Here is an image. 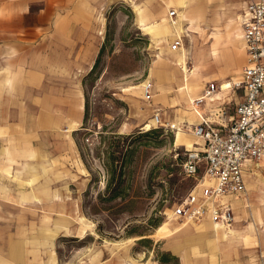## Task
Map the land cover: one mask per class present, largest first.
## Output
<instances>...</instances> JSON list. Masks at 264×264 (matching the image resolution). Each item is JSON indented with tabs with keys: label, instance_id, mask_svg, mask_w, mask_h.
Listing matches in <instances>:
<instances>
[{
	"label": "rangeland",
	"instance_id": "374dc122",
	"mask_svg": "<svg viewBox=\"0 0 264 264\" xmlns=\"http://www.w3.org/2000/svg\"><path fill=\"white\" fill-rule=\"evenodd\" d=\"M178 6L179 0H0V47H55L68 40L76 47L75 69L58 77L56 95L66 108L76 99L79 114L27 132L29 100H17L23 114L14 116L18 107L5 98L21 74L13 57L0 54V264H157L164 239L156 229L184 223L169 214L194 180L180 173L185 149L175 144L176 129L153 125L154 109L172 122L180 116L197 121L190 98L207 82L239 75L246 61L227 19H195L188 61L197 73L189 77L192 90L180 92L184 76L174 61L181 50L170 49L178 32L166 16ZM188 46L185 37L179 48ZM233 61L238 64L231 68ZM145 82L153 86L150 100L143 96ZM72 120L76 129L68 132ZM190 127L185 138L197 142ZM260 172L252 184L254 210L264 211ZM185 228L186 264H196L193 250L204 234L191 223Z\"/></svg>",
	"mask_w": 264,
	"mask_h": 264
},
{
	"label": "crops",
	"instance_id": "0c3cea01",
	"mask_svg": "<svg viewBox=\"0 0 264 264\" xmlns=\"http://www.w3.org/2000/svg\"><path fill=\"white\" fill-rule=\"evenodd\" d=\"M181 1H183V4ZM179 2L180 6L178 7L180 9L178 7L171 9L181 11L183 7H185L183 9L184 13L191 19V23H187L189 32L191 25L193 24V20L195 19H198L199 21H201L202 19L214 20L222 19L223 16L225 19H227L225 27L229 19H233L235 22H237V32L239 37L234 38L243 43L246 59V47L242 37L241 27V20L245 11L246 0H201L200 2H194L193 0H179ZM137 9L139 10L138 12ZM135 10L140 17H144L142 9L135 6ZM40 19L44 20L45 16H42ZM198 25L199 30L196 29V31L203 33L204 27L200 26L199 23ZM64 26L65 33L69 35L70 23L64 20ZM40 28H44V25L40 26ZM234 30H236L234 26H230L229 30L227 31L231 32ZM30 33H32V31L28 32L27 34ZM35 34L37 35V33ZM35 34L30 35L36 36ZM232 34L234 35L235 32ZM177 37H180V41L182 44L184 38L187 36H181L178 33H174L172 34L171 43ZM190 45L191 44L189 43V46ZM179 49L181 50V48ZM76 51V47H72L69 40L68 42H66V44H60L56 42L55 47H0V54L13 57L12 66L15 68V70L19 69V74H21L22 76H19V78L17 79V85L14 90H11L9 87L6 88L5 93L8 92L9 96L5 98L11 100L12 103H14V105H16L17 107L19 106V104H17V100H29V107L26 110L28 119L27 123L25 124L28 125L26 129L27 132L39 130L38 124H41L47 128L49 126L55 125L58 122L57 117H59L60 115H79L78 109H76V99H74L70 103V107L68 106L66 108L63 105H60L61 97H59V95H56V93H59L60 90L59 87H56V85L61 83V80L58 79V77H62V75L68 74L72 69H75L74 61ZM17 63L21 68L17 67ZM25 64L28 66H26V69L23 71V67H25ZM71 67L73 68L70 69ZM241 69L239 75L231 77L229 80H227L229 81V87H227L226 89H221V85L224 81L217 85L215 84L217 88L215 93L211 95V97L206 98L202 105L197 108V111L192 107L193 112L196 114L197 121L192 117L180 116L176 118V121L172 122L171 120L162 119L159 112L161 119L168 123H175L177 127L181 129H183L184 125L186 124L195 125L200 123L202 118L205 116L212 117L215 111L219 109L224 110V114H222L224 117L222 120L224 122L232 119L235 115L236 104L241 101L243 96V90L241 88L236 89L233 87L234 82L241 79ZM56 77L58 80L57 82H54ZM47 79L49 80V84L52 85L50 86L49 84H46L47 86L44 87ZM9 81L10 80H6V84ZM210 83L211 82L205 83L200 91V94L197 97L192 98V100L200 97L204 88ZM8 84H10V82ZM143 84L144 83H142V88ZM39 90L42 93L41 96H39ZM34 92L37 93L36 95L38 97L34 95ZM152 98L153 86L151 85L150 99ZM34 102H38L39 106L35 105ZM78 107L79 109H82L83 104L79 103ZM156 110L159 111L160 109H154V111ZM22 114L23 110L20 109V107H18V109H15V112L12 113V115L14 116H21ZM73 121L76 120H72L70 124ZM151 121L153 123V120ZM16 124H18L17 121ZM43 126L40 127L43 128ZM185 130H187V128ZM200 145H202L201 139L197 140V142L193 141V145L191 147H186L184 144L181 146H184L185 150H189L195 147H199ZM262 161H264V157L260 160H247L244 164L243 171L245 191L226 197L233 211V221L230 226L225 227L223 225L216 224L208 217L200 221L185 222L172 215L171 213L169 214V218L173 220H180L185 223H191V225L193 226V231L195 233L204 234L201 237L204 236V240L208 239L206 244L204 240L196 241L197 243H199L195 245L196 250H193L194 256L198 261V263L196 264H231L233 262H241V264H251L254 261H256L254 262V264H264V211L262 208L254 210V201H256V197H254L255 193H253L252 189V184L254 183V181L256 182V180H261L260 170H264V167L261 166V164H263L261 163ZM4 177L5 176H3V178ZM1 204L4 207H7V201H3ZM243 210L245 212L244 215L242 212ZM248 218H252L251 221L248 220ZM188 230L189 229L183 226L179 230H176V232L180 231L179 234L181 235L177 233L179 236L172 234L171 237L169 235L167 239L163 238L164 246L160 249L161 257L158 256L155 258L157 264L188 263L189 258L187 255L189 253V250L187 249V246H185V236L187 235L186 233ZM190 249H192V247Z\"/></svg>",
	"mask_w": 264,
	"mask_h": 264
},
{
	"label": "built area",
	"instance_id": "2783aa9c",
	"mask_svg": "<svg viewBox=\"0 0 264 264\" xmlns=\"http://www.w3.org/2000/svg\"><path fill=\"white\" fill-rule=\"evenodd\" d=\"M167 16L175 24L178 11L170 9ZM241 27L246 62L241 79L233 84L243 90L234 117L224 122V110L219 109L198 124L182 127H190L191 133L202 140L199 147L183 152L180 173L195 184L171 208V214L185 222L208 217L216 224L230 226L233 211L226 197L245 191V162L264 157V0H246ZM180 45L177 37L170 48L175 51ZM216 89L214 84H208L201 96L192 100L193 108H199ZM143 96L146 100L151 98L150 82L144 83ZM152 119L155 126L178 129L177 125L163 121L158 110Z\"/></svg>",
	"mask_w": 264,
	"mask_h": 264
},
{
	"label": "bare ground",
	"instance_id": "6f19581e",
	"mask_svg": "<svg viewBox=\"0 0 264 264\" xmlns=\"http://www.w3.org/2000/svg\"><path fill=\"white\" fill-rule=\"evenodd\" d=\"M170 10V9H169ZM168 10V11H169ZM139 10L137 9V12ZM188 22L191 23V19L182 11H179L178 13V17H177V21L175 24H171L173 26V28L178 32L179 35H184V36H187L189 38V43L191 44L192 43V37H191V34L189 32V29H188ZM230 26H234V28L236 30L234 31H228L229 34L232 36V37H236L238 38L239 35H238V24L232 19V20H228V23L226 25V28L227 30H229ZM235 34L233 35L232 33ZM192 48L191 45L186 49V48H181V52L180 54L177 56V59L176 61H174L176 64H178L182 71H183V82L182 84L179 86V91L180 92H183V90H186L187 92L189 90H192L191 88L194 86H191L190 82H189V77L190 76H193L196 72V69H195V66L194 68H190L189 66V57L191 55V52H192ZM213 56H216V48L215 47H212L211 49V52H210ZM175 60V59H174ZM238 62L237 61H233L231 63V68H234L235 66H237ZM233 74V73H232ZM191 79V78H190ZM227 87H229V81L225 80L222 85H221V89H226ZM219 90V89H218ZM190 92V91H189ZM191 96H192V93H191ZM189 100V99H188ZM191 100V105H192V97L190 98ZM189 104V103H188ZM193 107V105H192ZM197 111V109H195ZM153 120V119H152ZM77 121V120H76ZM76 121H73L69 126L66 127V131H73L76 129V124L77 122ZM170 123V122H169ZM153 124L155 125V122L153 120ZM170 124H174V123H170ZM175 125V124H174ZM146 129L150 127V124L148 122H146L145 126H144ZM190 133V132H189ZM187 131H185V129H181V128H178L176 131H175V144H184L186 147H191L193 145V141L191 140H187L185 138V136L187 135ZM189 137V136H188ZM186 223H182V224H179V225H172V227L170 226L169 223L167 222H163L161 223L158 227H157V232H158V235L160 238H168L169 235H171V233L173 231H176V230H179L181 227L185 226Z\"/></svg>",
	"mask_w": 264,
	"mask_h": 264
}]
</instances>
